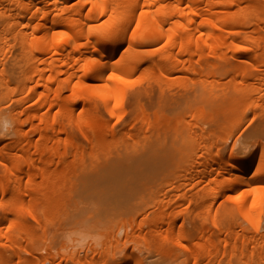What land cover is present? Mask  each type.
Instances as JSON below:
<instances>
[{"label": "bare ground", "instance_id": "1", "mask_svg": "<svg viewBox=\"0 0 264 264\" xmlns=\"http://www.w3.org/2000/svg\"><path fill=\"white\" fill-rule=\"evenodd\" d=\"M0 133V264L51 249L68 191L113 208L136 187L129 250L51 264H264V0H0Z\"/></svg>", "mask_w": 264, "mask_h": 264}, {"label": "rangeland", "instance_id": "2", "mask_svg": "<svg viewBox=\"0 0 264 264\" xmlns=\"http://www.w3.org/2000/svg\"><path fill=\"white\" fill-rule=\"evenodd\" d=\"M157 95V93H154ZM153 94V95H154ZM156 95L153 96V110L157 109V104L154 102L156 100ZM156 96V97H155ZM159 99V97H157ZM157 101V100H156ZM160 101V100H159ZM158 101V103H159ZM161 103V102H160ZM163 103V102H162ZM11 102L5 101L2 106H5L7 108H11ZM166 104V103H164ZM163 104V105H164ZM161 106V104H159ZM158 105V106H159ZM162 105V106H163ZM155 108V109H154ZM250 115V114H249ZM250 118V116L248 117ZM186 120L191 121V117L188 115L185 117ZM248 120V121H247ZM244 124L243 128H240L242 136L246 133H244L247 130V126L250 125L249 119H247ZM250 123H252L250 121ZM251 126V125H250ZM249 126V127H250ZM242 129V130H241ZM250 130V129H248ZM235 133L236 135H239ZM244 133V134H243ZM234 135L231 136L228 140V146L230 147L232 144V141L234 140ZM60 168V167H59ZM119 176H122L121 174ZM74 177V178H73ZM97 179H101L102 175L95 176ZM125 179H129V176H123ZM73 179H81L82 175L80 173L75 174L74 176H71ZM159 178V177H158ZM157 181V180H156ZM159 180L157 181L158 186L154 187V191H156L159 187ZM156 185V184H155ZM69 192V198L71 199L69 202V205L66 207L67 210L74 216V219L72 222H69L68 219H66L65 216H61V219L58 220L57 218H53L51 223L47 225L45 236L48 238L45 245L49 244L51 247L50 250H48L45 247H42L43 249L38 250L37 248L41 247V244H31L26 241H20L19 242V250L16 253L14 249H11L8 247L9 244L3 249V260H5L8 263L12 264H30L32 261L36 262V264H51L52 261L58 262L62 256L68 255L69 252L73 251L76 252L77 256L84 257L85 254H90L91 251L88 248H95L97 250H100L102 247L101 243L103 244H110V242L114 243V241H118L116 248L121 250H129L134 242L133 237L140 232L137 229V225L141 223L142 220L148 215L147 218H149V212L152 210V207L150 204L146 206V204L149 202V198L153 195V188L152 189H146L145 191L140 192L138 187L135 188V190L131 191L129 195L130 199H125L124 202L118 203L117 207H106L105 204H98L94 202V200L88 198L87 192L81 191L79 189L70 190ZM67 192V193H68ZM122 194V193H121ZM124 194H127L124 192ZM143 207L144 209L141 212H137L139 208ZM31 224L36 226L35 222L31 221ZM85 225L87 229V235L85 239H81L79 241H71L70 238L65 237L68 235L66 231H68L71 227L82 229L81 225ZM130 224L131 227V238L125 239L123 236V230H119L123 225ZM141 231L144 232L146 230V226L142 225L140 227ZM34 229L32 226L28 227V231L32 232ZM121 233H120V232ZM130 230L128 229L127 232ZM40 234H42V231H38ZM66 233V234H64ZM65 235V236H64ZM42 236V235H41ZM63 240V244H60ZM43 238H41V241ZM60 240V241H59ZM126 242L124 243V241ZM65 241V243H64ZM68 245L66 248L62 249V245ZM36 248V249H35ZM48 252L51 253V255H48ZM246 253L243 256H235L232 257L230 260L232 261V264H238L239 260L242 261H248V258L246 257ZM39 257V261L36 260ZM96 259V255H94ZM228 260V254L224 257V262H227ZM38 262V263H37ZM33 264V263H32ZM184 264V263H183Z\"/></svg>", "mask_w": 264, "mask_h": 264}, {"label": "clouds", "instance_id": "3", "mask_svg": "<svg viewBox=\"0 0 264 264\" xmlns=\"http://www.w3.org/2000/svg\"><path fill=\"white\" fill-rule=\"evenodd\" d=\"M3 136H5L3 133H0V137H3Z\"/></svg>", "mask_w": 264, "mask_h": 264}]
</instances>
